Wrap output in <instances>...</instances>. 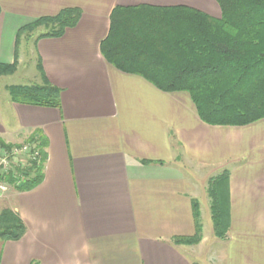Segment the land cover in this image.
Returning <instances> with one entry per match:
<instances>
[{
	"label": "crops",
	"instance_id": "1",
	"mask_svg": "<svg viewBox=\"0 0 264 264\" xmlns=\"http://www.w3.org/2000/svg\"><path fill=\"white\" fill-rule=\"evenodd\" d=\"M142 4L221 17L217 0H0V64L17 59V73L34 59L37 71L0 85V140L47 142L43 180L12 200L0 190V209L27 226L1 243L0 264H264V119L208 124L188 93L110 64L101 42L112 10ZM65 8L81 18L61 36L40 37V28L17 40ZM40 63L61 88L60 107L11 100L9 86L43 83ZM225 171L229 227L219 238L207 186ZM195 206L200 242L176 243L196 234Z\"/></svg>",
	"mask_w": 264,
	"mask_h": 264
},
{
	"label": "trees",
	"instance_id": "2",
	"mask_svg": "<svg viewBox=\"0 0 264 264\" xmlns=\"http://www.w3.org/2000/svg\"><path fill=\"white\" fill-rule=\"evenodd\" d=\"M217 2L221 17L185 5L116 6L111 12L108 35L101 42V52L117 69L140 75L162 91L188 93L198 115L208 124L248 125L264 119V0ZM80 18L79 8H65L24 26L17 40L40 28V37L61 36ZM17 67V59L12 64H0V76L14 74ZM38 68L43 83L9 86L11 100L60 107L61 88L49 82L41 63ZM29 141H38L43 162L29 167L22 184H17L12 173L0 176L19 192L32 189L44 177L46 139L32 136ZM228 178L229 172L225 171L213 178L208 188L213 229L219 238L226 237L229 227ZM195 217L196 234L177 237L176 243L200 242L196 206ZM26 230L15 210L0 209V245L19 240Z\"/></svg>",
	"mask_w": 264,
	"mask_h": 264
},
{
	"label": "built area",
	"instance_id": "3",
	"mask_svg": "<svg viewBox=\"0 0 264 264\" xmlns=\"http://www.w3.org/2000/svg\"><path fill=\"white\" fill-rule=\"evenodd\" d=\"M13 145V144H12ZM9 148H3L0 144V173L2 175L16 171H26L27 167L43 162L41 149L37 141H29L22 144H17ZM9 186L5 183H0V190L7 191Z\"/></svg>",
	"mask_w": 264,
	"mask_h": 264
},
{
	"label": "rangeland",
	"instance_id": "4",
	"mask_svg": "<svg viewBox=\"0 0 264 264\" xmlns=\"http://www.w3.org/2000/svg\"><path fill=\"white\" fill-rule=\"evenodd\" d=\"M22 45H23L22 46L23 49L25 47H29L28 44H22ZM28 49L31 50L30 47ZM34 61H35L34 59L27 61V64L23 65L19 69V71L17 73H15L14 75H10V76L6 75V76L0 77V85L4 86L5 84H8V83H26V82H28V80H26L27 78L33 79V77H35L34 75L37 73ZM25 142L27 143V142H29V140H26V141L20 142V143H15L13 145L11 144V145L14 146V145L22 144ZM37 143H38V141H37ZM0 144L5 149L9 148V146L11 147V145L8 143H5L4 145H2V143L0 142ZM35 165L38 166L37 164H35ZM29 167H31V166H29ZM29 167H27L26 171H21V170L16 169V171L11 172L18 179L17 184H22L26 180V178H27L26 173H27ZM0 176H2V173H0ZM1 182L5 183L9 186V189L7 191H2V193H3L2 195L4 196L5 200H9V199L12 200L13 197L15 196V193L17 192V190L14 189L12 187V185L9 182H7L6 180L0 179V183ZM209 186H210V183H208L207 190H208ZM210 203H211V198H210Z\"/></svg>",
	"mask_w": 264,
	"mask_h": 264
}]
</instances>
